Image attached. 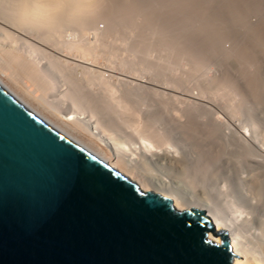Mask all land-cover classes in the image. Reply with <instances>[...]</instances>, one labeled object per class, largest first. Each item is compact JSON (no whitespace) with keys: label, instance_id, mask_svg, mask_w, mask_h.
Listing matches in <instances>:
<instances>
[{"label":"bare ground","instance_id":"1","mask_svg":"<svg viewBox=\"0 0 264 264\" xmlns=\"http://www.w3.org/2000/svg\"><path fill=\"white\" fill-rule=\"evenodd\" d=\"M131 1L0 0V83L143 190L179 210H205L216 230H227L233 264H264L263 69L235 46L229 56L244 60L257 97L216 102L222 94L177 67L178 47L174 60L135 38L125 22ZM180 13L184 24L200 23L198 12ZM190 57L197 70L200 59ZM160 153L173 167H194L187 186L153 173L148 161Z\"/></svg>","mask_w":264,"mask_h":264},{"label":"water","instance_id":"2","mask_svg":"<svg viewBox=\"0 0 264 264\" xmlns=\"http://www.w3.org/2000/svg\"><path fill=\"white\" fill-rule=\"evenodd\" d=\"M221 236V240L210 235ZM227 230L140 185L0 83V264H233Z\"/></svg>","mask_w":264,"mask_h":264},{"label":"rangeland","instance_id":"3","mask_svg":"<svg viewBox=\"0 0 264 264\" xmlns=\"http://www.w3.org/2000/svg\"><path fill=\"white\" fill-rule=\"evenodd\" d=\"M193 1L132 0V4L128 6L130 8L126 7L128 10H131L132 16L128 21L125 20V22H129L137 40L141 41L142 39L145 42L148 40V42L150 41L149 43H152L156 55L161 54V52L165 55L171 54L174 60H176L175 54L177 50H173V47H178L177 49L183 53L181 54L183 58L177 57L176 63L178 66H176L180 67L182 71L185 69L184 72L188 71L187 73L192 78H190L191 81H194L193 83H196L197 86H210L214 93L222 94L223 98H219L217 95L218 99L216 102L233 99L239 100L240 97L248 102H254L257 94H255L252 86L253 78L251 79L252 76L246 74L247 67L243 63L244 60L237 56L230 57L229 51L235 46L242 47L241 50L244 54L248 53L246 56L247 60H251L248 59V55L250 57L254 55V57L252 56L253 58L251 57L253 59L251 60L252 67L256 68L258 65L264 72V27L262 29L259 24L264 19V0H214L216 2H213L211 5L210 0H199L198 4H196L197 6L193 4ZM121 4L119 6H122ZM131 5L133 6L132 8ZM193 7H197V9ZM196 10L200 15L199 24H195L191 20L193 14H197ZM180 12L185 13L188 18L191 17V22L188 21L184 24L181 21ZM237 18L241 19L240 23L242 26L237 25L235 21ZM121 20L124 21V19ZM157 20L159 21L157 22ZM260 29H262L261 32ZM247 31L249 33L245 34ZM253 37H256L258 41L254 40ZM210 43H214V45ZM192 53L200 59V66L197 70L194 69L197 65L196 62L193 61V57H190ZM259 64L261 65L259 66ZM227 80L232 81L230 86L225 84L228 82ZM229 87L235 89L232 90ZM233 92H238V96L233 94ZM259 100L261 103L264 101L262 97ZM260 109L262 112L260 113L261 116H264V108L260 107ZM165 123L167 122L161 121V126L163 124L165 126ZM177 142L183 143L185 141L178 139ZM161 156H163L162 153H160V156H154L153 160L152 158L151 160L148 159V165L153 173L168 177L175 181L176 184L178 183L177 185L187 186V173L190 174L193 171L191 173L193 174L195 172L194 167H190L191 171H184L185 169L189 170L188 164L185 168H176L169 165L168 161Z\"/></svg>","mask_w":264,"mask_h":264}]
</instances>
